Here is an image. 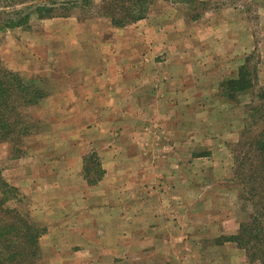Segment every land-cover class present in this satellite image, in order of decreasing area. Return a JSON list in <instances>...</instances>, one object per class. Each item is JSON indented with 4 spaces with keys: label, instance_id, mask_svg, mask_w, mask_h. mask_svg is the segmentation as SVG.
<instances>
[{
    "label": "rangeland",
    "instance_id": "obj_1",
    "mask_svg": "<svg viewBox=\"0 0 264 264\" xmlns=\"http://www.w3.org/2000/svg\"><path fill=\"white\" fill-rule=\"evenodd\" d=\"M51 1L79 6L15 28L0 9V69L44 95L21 154L0 141V224L39 233L8 264H261L228 239L256 216L264 0H154L126 29ZM242 67L253 88L224 97Z\"/></svg>",
    "mask_w": 264,
    "mask_h": 264
},
{
    "label": "trees",
    "instance_id": "obj_2",
    "mask_svg": "<svg viewBox=\"0 0 264 264\" xmlns=\"http://www.w3.org/2000/svg\"><path fill=\"white\" fill-rule=\"evenodd\" d=\"M39 0H0L1 10H11V12H4L3 15L8 16L1 27L15 28L20 27L26 23L31 15H36L37 19H53L58 16V11H69L76 9L79 4L75 2H41L36 3ZM88 0H80L81 5L85 4ZM154 0H103L102 8L104 17H107L111 21L113 27H125L138 20H141L145 14L149 11V7ZM23 10H17V6H25ZM24 11V12H23ZM18 19H15V18ZM249 69L242 67L239 70V74L235 80L227 83L228 88H233L232 91H227L223 96L229 99L234 98L235 94L244 93V89L250 90L253 88L252 83L249 82ZM44 95L40 90L32 84H25L18 76L0 69V141L11 146V152L16 155L21 154V145L24 139L31 136L33 132V124L26 120L25 111L30 107L36 106ZM254 113L260 112V108L252 109ZM264 118V114L262 115ZM254 152L260 157L261 167L257 169H251V175L246 180L250 181L252 187L250 194L257 199V203L254 205V215L251 216L252 228L244 227L243 225L239 229L236 236L228 239V242H235L238 247L245 249V252L251 251L253 260L259 259L261 264H264V196L259 194V188L261 181L264 180V127H262L260 134L257 135L252 146ZM17 196V190L8 185L2 180L0 174V212L9 213L6 204L10 200H14ZM259 201V202H258ZM1 223V221H0ZM0 224V248L7 249L10 242L18 240L21 247L17 250L13 247L8 251L11 255H1L0 251V264H8L10 260H14L22 250L23 246L33 247L35 246L38 238V232H33V228L28 227L26 232L21 236L10 225ZM21 231V230H18ZM9 239H8V237ZM248 237L247 241L245 237ZM262 239V240H261ZM256 244L257 247L252 246L247 248V243ZM258 245L262 247H258ZM15 246V245H14ZM5 247V248H4ZM246 252V254H247ZM21 255V254H20Z\"/></svg>",
    "mask_w": 264,
    "mask_h": 264
},
{
    "label": "crops",
    "instance_id": "obj_3",
    "mask_svg": "<svg viewBox=\"0 0 264 264\" xmlns=\"http://www.w3.org/2000/svg\"><path fill=\"white\" fill-rule=\"evenodd\" d=\"M126 27V26H125ZM125 27H123V29L125 28ZM206 27H210V25L209 26H206ZM126 29V28H125ZM204 38H206V37H204ZM195 41H196V39H195ZM163 48H164V50H165V48H166V46H163ZM46 97V96H45Z\"/></svg>",
    "mask_w": 264,
    "mask_h": 264
}]
</instances>
